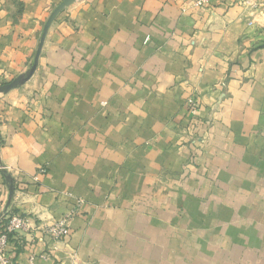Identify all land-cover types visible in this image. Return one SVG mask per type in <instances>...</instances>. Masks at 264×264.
Returning <instances> with one entry per match:
<instances>
[{"label": "crops", "instance_id": "obj_1", "mask_svg": "<svg viewBox=\"0 0 264 264\" xmlns=\"http://www.w3.org/2000/svg\"><path fill=\"white\" fill-rule=\"evenodd\" d=\"M8 215L17 264H264V0H0Z\"/></svg>", "mask_w": 264, "mask_h": 264}, {"label": "built area", "instance_id": "obj_2", "mask_svg": "<svg viewBox=\"0 0 264 264\" xmlns=\"http://www.w3.org/2000/svg\"><path fill=\"white\" fill-rule=\"evenodd\" d=\"M214 0H190V5L194 8H205L210 6ZM253 7V5H252ZM192 113L196 112L197 102L194 99L189 101ZM80 201L77 202V207ZM77 208L64 216L61 220L50 225L39 227L42 236L52 241H62L68 236L69 221L76 213ZM29 221L21 216L8 215L0 218V264H17L14 259V240L20 242L24 234L32 232ZM15 238V239H14ZM27 264H35V258L28 259Z\"/></svg>", "mask_w": 264, "mask_h": 264}]
</instances>
